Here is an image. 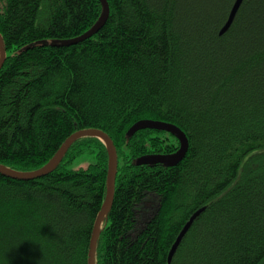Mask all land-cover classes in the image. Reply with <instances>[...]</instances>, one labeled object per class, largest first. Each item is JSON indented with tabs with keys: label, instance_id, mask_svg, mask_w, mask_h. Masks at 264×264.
Masks as SVG:
<instances>
[{
	"label": "trees",
	"instance_id": "16d2710c",
	"mask_svg": "<svg viewBox=\"0 0 264 264\" xmlns=\"http://www.w3.org/2000/svg\"><path fill=\"white\" fill-rule=\"evenodd\" d=\"M0 0V163L45 165L75 131L114 141L118 171L96 264H264V0ZM180 126L189 148L165 128ZM84 157L87 166L72 168ZM110 153L85 135L53 171L0 172V264H88ZM28 239V240H25Z\"/></svg>",
	"mask_w": 264,
	"mask_h": 264
},
{
	"label": "water",
	"instance_id": "95a60500",
	"mask_svg": "<svg viewBox=\"0 0 264 264\" xmlns=\"http://www.w3.org/2000/svg\"><path fill=\"white\" fill-rule=\"evenodd\" d=\"M102 5H103V11L98 19V21L87 31L84 33L63 41L65 44H72L79 42L87 37L92 36L94 33H96L106 22L109 13H110V5L108 0H101ZM243 0H235L233 3V6L230 10L228 19L223 26L221 33L225 32L232 24L237 11L241 5ZM6 59V48H5V43L2 34L0 33V68L2 67L4 61ZM141 127H150V128H165L168 130H171L174 132L178 138L181 141V146L180 148L175 152L166 157L165 155L162 154H156L155 158L158 160H161L163 162H166L169 165H175L177 164L186 154L188 148H189V139L185 131L178 125L174 123H170L167 121H158V120H153V119H141L134 123L131 128L129 129V132L135 131ZM85 135H94L99 138H101L108 146L109 153H110V166H109V176H108V189H107V195L105 197L104 203L101 207V210L99 211V214L96 218L95 224H94V229H93V235L91 238L90 242V249H89V258H88V264H96V247H97V241L100 235V227L103 222L104 217L106 214L109 212L113 205V200H114V190H115V185H116V175L118 171V156H117V150L116 146L114 144L113 139L111 136H109L105 131L99 128H84L75 131L72 133L60 146L58 151L54 154V156L43 166L40 168L31 171V172H21V171H16L14 169H11L7 167L6 165L0 163V172L2 174L11 176V177H16V178H33V177H39L43 176L54 169L57 168L59 165L60 161L62 160L63 156L69 149L70 145L78 138L85 136ZM204 210V207L198 209L195 211L190 219L187 221V223L184 225L182 230L180 231L179 235L176 238V241L171 247V250L169 252L168 256V262L171 264L172 258L177 250V247L179 246L183 236L186 234L188 229L190 228L193 220Z\"/></svg>",
	"mask_w": 264,
	"mask_h": 264
},
{
	"label": "rangeland",
	"instance_id": "374dc122",
	"mask_svg": "<svg viewBox=\"0 0 264 264\" xmlns=\"http://www.w3.org/2000/svg\"><path fill=\"white\" fill-rule=\"evenodd\" d=\"M87 160L84 157L78 158L76 161L73 162L71 165L72 168H79L87 166Z\"/></svg>",
	"mask_w": 264,
	"mask_h": 264
},
{
	"label": "clouds",
	"instance_id": "9594fccd",
	"mask_svg": "<svg viewBox=\"0 0 264 264\" xmlns=\"http://www.w3.org/2000/svg\"><path fill=\"white\" fill-rule=\"evenodd\" d=\"M25 240H28V239H25Z\"/></svg>",
	"mask_w": 264,
	"mask_h": 264
}]
</instances>
